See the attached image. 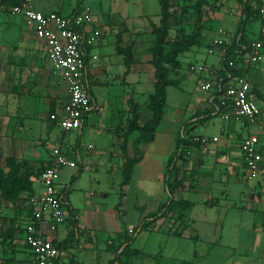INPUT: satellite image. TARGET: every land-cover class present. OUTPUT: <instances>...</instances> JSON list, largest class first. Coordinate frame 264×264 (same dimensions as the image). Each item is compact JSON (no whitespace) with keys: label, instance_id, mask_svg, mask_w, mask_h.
Here are the masks:
<instances>
[{"label":"crops","instance_id":"1","mask_svg":"<svg viewBox=\"0 0 264 264\" xmlns=\"http://www.w3.org/2000/svg\"><path fill=\"white\" fill-rule=\"evenodd\" d=\"M90 1L35 0L36 8L42 12L56 11L66 15L73 14L83 6H90L91 25L101 32L100 41L91 49L98 57L90 58L88 64L87 81L92 105L82 126L70 130H63L50 117L53 112H62L69 93L60 71L48 56L45 41L35 34L23 16L11 11L10 1L6 9H0V156L26 158L34 165H45L51 158L52 147L59 143L75 151L77 165L82 167L84 162L95 165L93 155L99 154L101 164L109 166V174H112L110 172L113 166L122 174L124 162L138 156L128 183L122 187L120 185L121 202H117V208L116 204L110 209V214L106 210H98V207L85 208L81 213L69 199L70 184H58L65 195L68 217L56 230H50L47 234L61 241L77 225L80 235L73 247L60 250L52 264H103V257L99 252L104 245L107 247V244L112 243V238L115 240L116 235L123 230V224L133 236L130 248L144 253L133 264H157V260L161 264H213L212 247L221 244L225 224L223 221L219 229L215 228L218 224L217 217L209 210L220 205L221 200L205 191L217 189L220 183L244 180L247 182L245 196L248 203L241 206L244 208V215L235 217L232 222L233 230L242 239L229 238L224 245L227 246V252L217 258L221 264H264V189L259 178H250L247 175L240 152V143L250 132H256L260 141L264 140V57L247 70L252 86L257 87L263 94L262 98L257 97L261 114L256 125H250L243 120L231 116L226 118L223 113H218L217 102H221L222 97L218 85L225 79L222 75L223 63L220 54L208 49L212 40L222 32L230 35L234 41L240 25L242 30L237 38L241 35L249 41L259 38L262 20L256 7L260 0L221 2L222 9L210 39L192 52L187 61L181 62L183 71H191L186 79L192 78L195 84L190 98L193 107L188 117L185 116L186 111L183 108L172 106L171 110L166 109L167 93L163 117L154 130V139L138 144L135 140L140 135L139 130L134 129L128 134L125 131L131 108H137V123L140 126L152 116L148 103L149 95L155 90L156 77L148 30L151 31L152 24L160 23L161 5L157 0L159 6L154 3V9H146L140 6L144 0H110L107 8L104 0ZM256 20L260 24L256 29L257 36H250L249 33L254 32ZM195 63H204L215 68L214 86L208 93L199 90L201 74L190 69V65ZM174 78L178 83L168 85L166 90L169 86L182 88L180 83L185 80L183 73L180 72ZM114 86L118 87L117 93L110 92L111 89L105 91ZM94 87L99 91V99ZM113 103L118 104L117 112L112 108ZM91 114L103 122L95 124L91 121L95 129L85 130L90 124ZM216 117L222 119L220 132L206 134L203 127L213 122ZM185 121L189 122L188 128L192 127V134H203L209 137V142L206 149L200 146L199 149L192 150V158L176 161L169 178L171 184L176 185L171 197L166 186L168 161L175 150L179 130L185 126ZM73 130L76 133L71 138L69 134ZM240 134L242 139L236 143ZM86 135L88 141L85 139ZM213 136H218V139L213 141ZM95 141L99 143L98 149ZM137 148L140 150L139 155L136 154ZM261 148L264 150V144ZM36 182L39 193L42 185ZM152 182L161 183L159 191L153 193L148 189ZM234 191L226 184L220 193L227 199ZM100 195L105 196L106 193ZM127 199L132 200L133 209L130 213L126 207ZM163 203L171 206L164 214L152 216ZM231 204L228 210L237 211V205ZM248 212L253 216H249ZM128 213L133 217L131 225L126 222ZM114 218L118 221H114ZM142 223L145 224L144 228L135 231ZM22 231L16 242L21 243V249L26 252L28 264H33L32 253L22 241ZM97 231L101 233L98 234ZM211 234L212 237L208 238ZM174 236L190 243L188 257L183 249L171 253L165 252L163 247H152L158 240L163 245L161 241L164 239L167 245L169 238Z\"/></svg>","mask_w":264,"mask_h":264},{"label":"built area","instance_id":"2","mask_svg":"<svg viewBox=\"0 0 264 264\" xmlns=\"http://www.w3.org/2000/svg\"><path fill=\"white\" fill-rule=\"evenodd\" d=\"M11 11L23 16L35 34L45 41L48 56L55 67L60 71L67 84L69 97L63 104L62 112H53L50 117L59 123L63 130L79 128L83 124L84 113L92 105L91 94L88 87L87 74L90 58L98 55L92 52L101 38V32L92 26V10L90 6H83L71 15L60 12H42L35 6V0H12ZM257 14L262 20L261 36L250 43L248 51L243 55L237 68L253 67L257 65L264 53V0H260ZM233 39L222 32L215 37L210 52L220 54L223 59ZM230 64H233L230 61ZM191 70L201 74L199 90L208 93L214 86L215 68L204 63L190 65ZM247 75H230L224 83L221 104L225 110L223 117H234L256 125L261 114L256 93ZM192 141L199 142L203 149L207 148L209 137L203 134L184 132ZM213 141L218 136L211 138ZM260 138L256 132H250L240 143L242 162L250 178H259L264 189V161L260 153ZM192 150L188 149L185 157H190ZM75 151L55 144L52 154L45 164L39 177L33 179L42 185L41 191L30 198L33 203L32 214L23 225L22 241L32 253L33 264H52L60 254L55 239L48 236V231L56 230L68 217L65 207V195L57 182L58 171L64 166H77L78 160ZM20 233V232H19Z\"/></svg>","mask_w":264,"mask_h":264},{"label":"rangeland","instance_id":"3","mask_svg":"<svg viewBox=\"0 0 264 264\" xmlns=\"http://www.w3.org/2000/svg\"><path fill=\"white\" fill-rule=\"evenodd\" d=\"M90 1V0H89ZM96 1V0H92ZM113 1V0H111ZM91 2V1H90ZM223 0H208L205 4L201 5L199 0H167L168 3V30L167 34L164 37L162 50L163 53H173L176 52L177 59L179 62L178 66L168 64L170 68L169 76L174 78L175 75L183 73L182 83L180 86L182 88H176L174 86H169L168 93V102H167V110H171L172 106L183 108L186 111V117L190 113V109L192 106L191 94L194 89V80L192 78L186 79L188 74L191 71H183L182 69V61H187L192 52L204 44L208 42L211 37V32L214 29V24L217 22L218 14L220 9H222ZM8 0H0V9H6L8 7ZM149 5H147V4ZM158 5L157 0H144V5L140 4L143 8H153L152 5ZM104 4H110V0H104ZM157 6V7H158ZM155 6V8H157ZM113 8V6H112ZM201 9V16L198 15L199 10ZM150 10V9H148ZM152 24V23H151ZM159 24H152L151 31L149 34V38L151 41L152 47L154 46L157 38L160 36V31L158 30ZM259 21H255L254 23V32L249 33L250 36H257V28L259 26ZM151 25H149L150 27ZM264 57V56H263ZM262 57V59H263ZM117 86L108 87L105 89H111L110 92L117 93ZM96 95L99 99V91L97 87H94ZM112 108L117 112L119 110L118 104L113 103ZM111 108V109H112ZM91 121H94L95 124L100 122L102 124V120L98 119V117H93L92 114L89 117V125L85 127V130H94L95 127L92 126ZM222 123V119L220 117H216L213 122H210L209 125L203 127L206 130V134H211L214 132H220V124ZM75 130H73L69 136L71 138L75 137ZM88 135L85 136L86 141ZM242 139V135L237 136L236 143H239ZM96 148L98 149V141H95ZM264 144V140L260 141V153L262 155V160L264 161V150L261 146ZM192 155V154H191ZM17 158V157H16ZM192 158V156H190ZM93 159L96 162L95 165H91L88 162H84L83 167L79 164L77 166H64L59 169L57 182L59 185L64 186V184H70L69 189V199L73 206L80 210L81 213L85 210V208L93 209L97 208L99 210H106L108 213L110 209H113L117 202L119 201V189H120V180L122 179V174L120 171L113 166L112 174L108 173L109 166L101 164V157L99 154L93 155ZM40 167L41 165H36ZM121 168V167H120ZM11 166L9 162L6 160V157L0 156V170L3 171L5 175L9 174ZM34 175H30L27 178H20V180L15 184L13 191L11 193V199L6 198V196L0 190V264H28V259L25 256L26 252H24L21 243L16 242L15 234L13 233V237L9 236V233L12 228L16 226L17 223L20 225L24 224V220H26L33 211V203H31L30 198L33 195L38 194L37 192V182L33 179ZM246 181H239L234 183H220L217 186V189H210L206 194H213L215 196L220 197L221 204L214 206L212 210H209L211 214L217 217L218 224L215 225L220 228L221 222L224 221L225 229H224V238L221 241V244H215L212 248V259L213 264H221L217 258V256H221L222 253L227 252L226 247L227 240L229 238H241L238 235V232L233 230V221L235 217H240V215H244V205L248 203L246 198ZM228 185L233 189V193L229 195V197L223 198L221 196L220 190L224 188V185ZM161 183L157 184V182H152L148 185V189L155 193L160 190ZM33 187L35 190V194L31 191L30 187ZM204 192V191H203ZM90 193V195H89ZM101 193H106L105 196H101ZM205 194V193H204ZM132 200L127 199L126 207L128 208V212H132ZM234 203L237 205V211L230 212L229 206ZM242 206V207H241ZM210 209V207H208ZM251 212V211H249ZM248 212V215L251 213ZM128 213L126 216V222L128 224H132L133 217ZM110 214V213H109ZM113 215V213H112ZM249 215V216H250ZM117 219V218H116ZM114 221H118L115 220ZM217 223V222H216ZM215 224V223H213ZM15 231V229H14ZM97 233H101L98 232ZM213 234V233H212ZM212 234L209 235L208 238L212 237ZM242 239V238H241ZM112 240H114L112 238ZM163 245H160V241L152 243V247L156 246V249H160L163 247L165 252L170 251L171 253H175V251L183 249L184 253L187 254L185 256H189L188 253L191 249L190 243L185 239H180L178 237H170L169 241L166 245V240L161 241ZM73 247V246H72ZM150 247V248H152ZM229 254V253H228ZM64 255V254H63ZM99 255L103 257V264H108V261L114 259L116 256V252L109 250L106 248V245L103 246L102 251L99 252ZM141 255L136 254L134 251H131L128 247L125 250V256L122 264H133L134 260H137ZM202 261V260H201ZM96 263V260H93ZM157 264H161L159 260L156 261ZM70 264H73L72 262ZM76 264H78L76 262ZM116 264V263H114Z\"/></svg>","mask_w":264,"mask_h":264},{"label":"trees","instance_id":"4","mask_svg":"<svg viewBox=\"0 0 264 264\" xmlns=\"http://www.w3.org/2000/svg\"><path fill=\"white\" fill-rule=\"evenodd\" d=\"M12 3V0H8ZM161 5V19H160V25L158 27V30L160 31V36L157 38L154 46L152 47V63L155 67V90L154 93H151L149 95V103L148 107L152 112V116L150 119L145 122L142 126L138 125L137 118L139 116L137 112V108H131L129 112V118L128 123L126 125V134H128L130 131L134 129H138L140 132V135L138 138H136L135 142L138 144L139 142H148L154 139V133L159 125L163 113H164V105L166 103L167 99V91L166 88L168 85H176L178 83L176 78H171L169 76L170 68L168 67V64H173L175 66L179 65L176 52L173 53H163L162 50V44L165 35L167 34V28L169 25L168 21V15H169V8L167 0H158ZM208 0H199L200 4L203 5ZM200 9V8H199ZM199 16H201V9L198 13ZM242 27L238 28V31L236 32V38L233 41L231 47H229L226 55L222 59L223 67H222V75L225 77V79L221 82V85H218L219 94L222 93L223 89H221L224 85V83L227 81L230 75H237V74H244L247 72L248 68L241 66L240 68H237V65L240 61H243V55L248 51V47H250L251 41H249L248 38L244 37L243 35L240 36V38H237V35L241 32ZM230 61L233 62V64H230ZM254 92L256 93V96L259 98L263 97V94L259 92L258 88L255 86H252ZM218 104V113H222L225 108L221 104L220 100L217 102ZM87 112L84 113V117ZM199 114V113H198ZM205 119V117L203 118ZM246 122V121H245ZM184 127L179 130L177 139H176V147L173 152V154L170 156V159L168 161V167H167V180H166V186L170 192V196L172 197L174 190H175V184H171L170 182V175L173 172V169L175 167V163L178 159L185 160L189 157H185V154L188 149L194 150L199 149L200 144L199 142L192 141L191 138L186 136L185 129L187 131H190L192 127L188 128L189 122H184ZM140 150L139 148L136 149V154L139 155ZM138 156H134L131 158H128L123 166H122V182L121 187L128 183L130 174L132 172V168L134 163L137 161ZM6 160L9 162L11 169L9 174L5 175L3 171L0 170V190L2 193L6 196V198L11 199V193L13 191V188L15 184L20 180V178H27L30 175H35L37 177L40 176L43 168L45 165H41L40 167H37L36 165L32 164L31 160L26 158L18 159L14 156H7ZM31 191L34 193L35 190L31 186ZM123 193V189L121 191ZM35 194V193H34ZM121 201L118 202V204ZM118 204L116 205V208L118 207ZM171 205L167 203H163L158 211L156 213L151 214L152 216H160L164 214V211H167ZM145 224L142 223L141 225L137 226L135 228V231L138 228H144ZM123 230H121L115 237V240H112V243L107 244V249L115 251L116 256L114 259L110 260L108 264H122L125 262L124 256H125V250L129 247L133 240V236L128 232V230L125 228L124 224L122 225ZM15 229V231H14ZM21 230V225L19 223L16 224L14 228L11 229L9 236L13 237V233L15 234V237H18V234ZM80 235V230L74 226V229L68 233V235L61 241L55 240V244L60 250L67 249L70 246H73L75 242L78 241ZM27 246V245H26ZM131 251H134L130 248ZM136 254L143 256V251H134Z\"/></svg>","mask_w":264,"mask_h":264}]
</instances>
